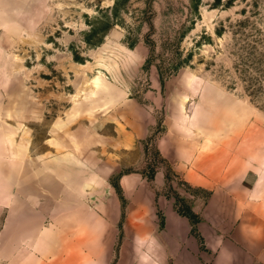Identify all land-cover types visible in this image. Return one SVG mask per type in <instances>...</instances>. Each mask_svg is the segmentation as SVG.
I'll use <instances>...</instances> for the list:
<instances>
[{"label":"rangeland","instance_id":"374dc122","mask_svg":"<svg viewBox=\"0 0 264 264\" xmlns=\"http://www.w3.org/2000/svg\"><path fill=\"white\" fill-rule=\"evenodd\" d=\"M0 89V153L66 160L60 197L29 171L0 207V264L41 262L42 240L50 264H102L157 197L206 196L173 146L209 159V186L255 170L264 215V0H0Z\"/></svg>","mask_w":264,"mask_h":264},{"label":"crops","instance_id":"0c3cea01","mask_svg":"<svg viewBox=\"0 0 264 264\" xmlns=\"http://www.w3.org/2000/svg\"><path fill=\"white\" fill-rule=\"evenodd\" d=\"M3 94L0 89V118L6 120V111L10 109L3 102ZM18 149L12 145L15 153H0V207H10L13 201L19 204L18 191L24 189L21 179L29 171L39 181V194H43L44 184L52 174L57 179L60 197L65 191V156L57 154V168L51 167L50 157L46 160L44 155L39 165L27 166L23 151ZM171 149L170 169L188 185L207 190L204 197L195 194L188 200L181 196L195 214L194 222L179 210V199L164 193L154 200L153 208H148L149 216H137L138 231L131 236L137 242H124L116 252L111 249L102 264H264V215L253 213L252 209L258 173L247 169L238 186H209V176L217 171L211 172L208 158L195 157L196 150L190 152L187 147ZM165 173V169H156L154 176L163 184ZM15 210L19 211V207H10L9 218L14 217ZM42 241L36 253L41 262L33 264H50L46 261L50 248Z\"/></svg>","mask_w":264,"mask_h":264},{"label":"trees","instance_id":"16d2710c","mask_svg":"<svg viewBox=\"0 0 264 264\" xmlns=\"http://www.w3.org/2000/svg\"><path fill=\"white\" fill-rule=\"evenodd\" d=\"M113 185L115 186L116 190L119 189L117 184H113ZM179 210L183 212L185 215H187L191 219V221L194 222L195 214L190 210V208L187 205L185 207H182V209L179 208Z\"/></svg>","mask_w":264,"mask_h":264},{"label":"bare ground","instance_id":"6f19581e","mask_svg":"<svg viewBox=\"0 0 264 264\" xmlns=\"http://www.w3.org/2000/svg\"><path fill=\"white\" fill-rule=\"evenodd\" d=\"M97 79H98V78H95L94 81L97 82Z\"/></svg>","mask_w":264,"mask_h":264}]
</instances>
